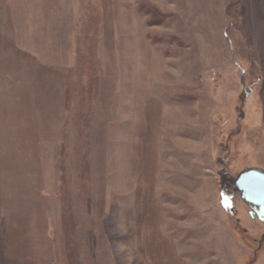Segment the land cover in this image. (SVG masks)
<instances>
[{"label":"rangeland","instance_id":"obj_1","mask_svg":"<svg viewBox=\"0 0 264 264\" xmlns=\"http://www.w3.org/2000/svg\"><path fill=\"white\" fill-rule=\"evenodd\" d=\"M80 5L71 68L0 19V264H264V0Z\"/></svg>","mask_w":264,"mask_h":264},{"label":"crops","instance_id":"obj_2","mask_svg":"<svg viewBox=\"0 0 264 264\" xmlns=\"http://www.w3.org/2000/svg\"><path fill=\"white\" fill-rule=\"evenodd\" d=\"M81 7L80 0H4L0 19L27 53L40 57L50 52L53 66L67 60L71 68L76 54L72 57L69 45L78 40Z\"/></svg>","mask_w":264,"mask_h":264},{"label":"water","instance_id":"obj_3","mask_svg":"<svg viewBox=\"0 0 264 264\" xmlns=\"http://www.w3.org/2000/svg\"><path fill=\"white\" fill-rule=\"evenodd\" d=\"M232 187L246 205L248 217L264 224V170L250 167L240 171L235 176Z\"/></svg>","mask_w":264,"mask_h":264},{"label":"trees","instance_id":"obj_4","mask_svg":"<svg viewBox=\"0 0 264 264\" xmlns=\"http://www.w3.org/2000/svg\"><path fill=\"white\" fill-rule=\"evenodd\" d=\"M233 190H235L234 188H233ZM236 191V190H235ZM237 192V191H236ZM238 193V192H237Z\"/></svg>","mask_w":264,"mask_h":264}]
</instances>
